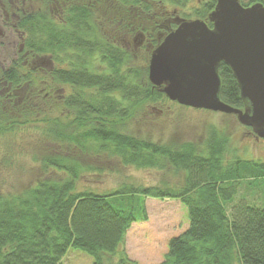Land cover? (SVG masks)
Segmentation results:
<instances>
[{
    "label": "trees",
    "instance_id": "trees-1",
    "mask_svg": "<svg viewBox=\"0 0 264 264\" xmlns=\"http://www.w3.org/2000/svg\"><path fill=\"white\" fill-rule=\"evenodd\" d=\"M188 1L42 0L47 9L61 3L59 14L51 8L17 10L20 47L0 70V136L43 121L33 147L45 176L23 193L0 192V264H60L69 247L103 264L124 243L130 226L146 220L147 197L178 199L188 212V227L169 239L158 264H264V206L240 202L230 215L226 209L239 181H264V162L224 163L226 140L213 132L201 149L194 143L171 147L124 129L141 106L168 100L148 79V58L138 62L127 38L141 33L154 49L179 24V14L167 6L183 7ZM215 4L201 0L193 17L212 26L208 16ZM43 56L51 66L35 63ZM218 74L220 99L242 108L230 67L221 63ZM38 84L49 93L58 91L65 121L45 112L40 116L43 106L51 105L42 103ZM99 155L136 169L167 166L182 171L183 182L124 183L108 193L78 188L81 173L93 169L82 158ZM49 171L58 177L48 176ZM116 264L139 263L121 250Z\"/></svg>",
    "mask_w": 264,
    "mask_h": 264
},
{
    "label": "rangeland",
    "instance_id": "rangeland-1",
    "mask_svg": "<svg viewBox=\"0 0 264 264\" xmlns=\"http://www.w3.org/2000/svg\"><path fill=\"white\" fill-rule=\"evenodd\" d=\"M62 1V0H61ZM246 1V0H245ZM201 0H189L183 7L168 5L169 11L179 15L180 23L195 19L193 12ZM53 4L51 12L59 14L60 5ZM48 4L42 0H0V70L7 67L17 57L21 39L15 28V20L20 11H48ZM59 6V7H58ZM18 8V9H17ZM175 12L173 15H175ZM185 16V17H184ZM127 44L137 52V60L143 63L150 57L153 48L145 38L137 34L129 35ZM148 56V57H147ZM45 67L52 65L48 57H40L35 61ZM42 81V80H41ZM41 93L42 103H50L40 112L49 118L67 119L66 110L60 107V95L57 90L49 93L41 84L37 85ZM44 122L36 121L20 126L15 132L0 136V192L20 194L33 187L43 176L38 161L35 160L37 149L33 147L35 137ZM126 132L135 136L150 138L152 141L176 147L185 143H194L201 149L205 147L208 136L213 132L226 140L224 163L237 159L264 162V141L254 138L247 132L248 128L241 124L235 114L183 106L173 100L144 105L138 108L124 127ZM82 163L93 169L83 171L78 181V188L91 189L99 193H108L124 183L137 186L148 185H180L184 173L176 172L165 166L156 168H140L124 166L117 158L84 156ZM48 176L57 178L56 173L49 171ZM239 181L233 200L226 205L230 215L234 205L240 202L264 206V181ZM147 218L137 220L128 229L124 243L117 248L114 256H105L103 264H116L121 250L139 264H158L167 252L168 241L182 233L188 227L187 207L178 199H157L147 197L144 201ZM137 218L140 208L135 210ZM93 257L85 250L69 247L60 264H93ZM236 264V263H235Z\"/></svg>",
    "mask_w": 264,
    "mask_h": 264
},
{
    "label": "water",
    "instance_id": "water-1",
    "mask_svg": "<svg viewBox=\"0 0 264 264\" xmlns=\"http://www.w3.org/2000/svg\"><path fill=\"white\" fill-rule=\"evenodd\" d=\"M208 20L212 26L201 19L184 20L165 34L150 54L148 79L169 100L235 114L264 138V4L216 0ZM221 63L237 81L242 108L219 97Z\"/></svg>",
    "mask_w": 264,
    "mask_h": 264
},
{
    "label": "flooded vegetation",
    "instance_id": "flooded-vegetation-1",
    "mask_svg": "<svg viewBox=\"0 0 264 264\" xmlns=\"http://www.w3.org/2000/svg\"><path fill=\"white\" fill-rule=\"evenodd\" d=\"M247 132H248L249 134H251L254 138H256V139L258 138V137L252 132V130L249 129V127H248ZM262 140L264 141V138H262Z\"/></svg>",
    "mask_w": 264,
    "mask_h": 264
}]
</instances>
